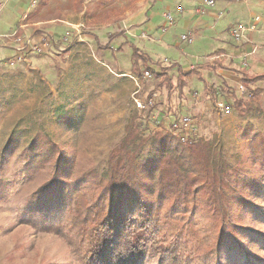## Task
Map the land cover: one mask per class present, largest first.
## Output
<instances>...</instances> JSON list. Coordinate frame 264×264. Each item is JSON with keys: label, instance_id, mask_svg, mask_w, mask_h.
Listing matches in <instances>:
<instances>
[{"label": "rangeland", "instance_id": "obj_1", "mask_svg": "<svg viewBox=\"0 0 264 264\" xmlns=\"http://www.w3.org/2000/svg\"><path fill=\"white\" fill-rule=\"evenodd\" d=\"M29 2L25 0L21 3L28 7ZM34 2L36 5L26 19L27 23L43 17V11L46 17L69 16L72 19L31 25L33 29L26 35L31 34V38L37 41L49 39L50 45L44 51L27 53L26 60L14 64L5 65V62L15 53V46H5V40L0 36V183L8 184L4 196L0 197V264H83L78 259L83 254L73 252L69 237L65 239L60 234L22 223L19 218L26 199L52 175V161L37 169L27 168L29 157L26 148L34 138H47L58 150L67 153V179H72L77 172L90 169L105 177L110 151L120 143L130 117L136 113V124L143 136L164 130L184 139L211 140L232 167L241 166L253 175L254 180H264V154H251L252 137L258 133L264 135V80L249 87L246 85V80L253 74L264 73V61L257 63L249 56L243 58V52L235 48L249 41L246 44L252 48L257 45L264 50V0H215L212 8L223 14L220 18H204L205 23H199L203 18L193 12L195 5H202V0ZM177 5L183 6L182 14L175 10ZM18 7L19 3L10 2L6 10L16 13ZM140 10L142 13L138 17L129 18ZM167 12L173 16L172 23H168L164 17ZM20 16L13 18V28L17 26ZM253 16L261 18L258 31L247 32L242 41L236 40L231 30ZM10 23L11 18H0V34L11 29ZM164 24L167 26L163 30ZM190 32L193 33V41H184L182 35ZM115 34L118 35L111 38ZM143 34L146 36L142 37ZM251 34L254 35L249 40ZM77 35L82 36L80 40L84 41H79L72 48L71 43ZM106 44L109 46L105 48ZM136 47L141 48L148 58L147 62H138L140 74L133 69L132 57ZM256 50L255 47L253 56L263 57L264 53L261 50L256 53ZM218 53L226 57L208 59V55ZM244 59L247 64L242 68L248 74L247 78L243 76L241 83L245 86V92L239 91L237 83L234 85L233 81H228L234 88L217 93L212 83L222 86L224 83L215 71L205 69L202 79L197 73L191 75L193 80L185 88L184 96V90L179 93L176 86L179 66L190 70L191 64L204 63L208 68L216 69L227 60L240 67ZM157 61H163V66L175 64L168 73L171 87L152 73L156 72L155 69L161 70L156 65L154 69L150 65L157 64ZM129 69L132 71L130 75L141 83L142 98L156 93L153 105L146 104L144 109L136 106L133 96L136 84L129 74H121V71L130 72ZM146 70H151V74L145 75ZM186 77L189 76L185 75V80ZM256 89L260 94L255 103L262 111L253 110L240 115L237 103L239 100L248 102L251 91ZM186 96L194 99L191 102L197 105H194L196 109L184 101L183 97ZM213 99H223L231 106L229 116L223 113L215 115L219 109ZM200 101L212 102L209 110L201 111L197 104ZM184 115L190 119L189 127L181 132H178L179 129L173 131V122ZM6 143L8 147L1 152ZM149 149L150 142H147L140 156L146 158ZM234 174L231 173L232 176ZM256 198L254 203L264 209V198ZM186 211L191 213L192 224L196 228L210 232V218L205 216L202 201L197 209ZM231 211L236 215V207ZM177 219L173 224L179 228L187 222V215L178 216ZM66 222L69 226L77 223L72 215L66 217ZM243 226L264 236V220L253 217L250 212H246ZM164 230L172 238L171 241L175 240L176 228L167 224ZM209 242L208 238L187 246L188 264H202L196 257L206 251ZM261 244H255L252 248L264 260V243ZM220 264L223 262L220 261ZM234 264H239V259H235Z\"/></svg>", "mask_w": 264, "mask_h": 264}, {"label": "trees", "instance_id": "obj_2", "mask_svg": "<svg viewBox=\"0 0 264 264\" xmlns=\"http://www.w3.org/2000/svg\"><path fill=\"white\" fill-rule=\"evenodd\" d=\"M134 49L133 69L140 74L138 62L148 58L141 48ZM154 65L161 70L154 73L153 68L152 73L171 87L168 73L175 64L163 66V61H157ZM194 73L179 66L180 94L185 75ZM260 80L264 73L251 76L246 85ZM259 94L252 90L248 102L239 100L240 115L262 111L255 103ZM137 119L134 113L126 134L110 151L105 177L90 169L67 179V153L47 138H34L26 148L27 168L52 161V175L26 199L19 214L22 223L69 237L73 252L83 254L78 258L83 264H188L187 246L208 238L206 251L196 257L202 264H234L235 259L239 264H264L252 248L264 243V236L243 226L246 212L264 220V209L254 203L256 196L264 198V180H254L241 166L232 167L211 140L184 139L164 130L143 136ZM147 142L148 156L142 158L140 151ZM7 147L3 144L1 152ZM251 154H264V135L252 137ZM7 188L8 184L0 183V197ZM201 201L210 218V232L196 228L186 211L197 209ZM70 215L75 225L66 222ZM184 215L187 222L178 228L173 222ZM166 223L176 228L175 240L164 230Z\"/></svg>", "mask_w": 264, "mask_h": 264}, {"label": "crops", "instance_id": "obj_3", "mask_svg": "<svg viewBox=\"0 0 264 264\" xmlns=\"http://www.w3.org/2000/svg\"><path fill=\"white\" fill-rule=\"evenodd\" d=\"M25 0H17V1H14V0H0V18H11V25L9 26V28H11L8 32H5V33H1L0 34V36H1V38H3L4 40H5V42H4V44H5V46H9V45H16V43H15V41L13 40V39H11V37H6L5 35L6 34H9V33H11V32H13L14 30H16V29H18L19 30V34L21 35V36H28V35H26V34H29V32H31L32 31V29L30 28V26L31 25H37V24H40V23H43V22H52V21H55L56 19H65V20H70L71 21V19L72 18H69V16L68 17H58V18H55V17H46L45 15H46V12L45 11H43L41 14L42 15H44L43 17H39L40 19H34V21H32V22H29V23H27V18H29L30 17V13H32L33 12V10H34V7H35V0H30V5H28V7H24V3H21V2H24ZM10 2L11 3H13V4H17V3H19V7L16 9V13H14V12H11V11H8V10H6V7H7V5H9L10 4ZM37 2V1H36ZM201 5L199 4L198 6H194V9H193V12L197 15V16H199L200 18H203V20H201L199 23H205V19L204 18H208L209 16H215L216 18H220L221 17V15L223 14V13H221V12H217L215 9H213L212 8V6L211 7H207V8H205V10L203 11V12H201L199 9L201 8L200 7ZM182 8H183V6H182ZM168 9H171L170 8V6H168ZM6 10V11H5ZM175 10L178 12V13H183V10H184V8H183V10L182 11H180L179 9H178V5L177 6H175ZM191 13H193L192 11H190ZM142 13V10H140V11H138L137 13H135V14H132L131 15V17H129V18H136V17H138L140 14ZM188 13H189V11H188ZM252 14V13H251ZM19 15H21L20 16V20L18 21V24H17V26L15 27V28H13L12 26H14V22H15V19H13V18H19ZM42 15H40V16H42ZM196 16V17H197ZM220 16V17H219ZM193 17V16H192ZM42 18H50V19H42ZM51 18H55V19H51ZM252 18V17H251ZM251 20V19H250ZM249 20V21H250ZM62 21H64V20H62ZM31 23V24H30ZM261 23V22H260ZM259 23V24H260ZM22 25H24V27H22ZM56 25H58V24H56ZM52 26H55L54 24L52 25ZM165 26H167L166 24H164V26H163V30L165 29ZM259 26V25H258ZM195 31V30H194ZM193 31V32H194ZM258 30H256V31H254V33L255 32H257ZM141 33H144V31H142ZM254 34H251V37L249 38V40H252V36H253ZM29 36H31V34L29 35ZM81 37L82 36H75L74 38H73V43H71V46L70 47H72L73 48V46H76V43H80L79 41H84V40H80L81 39ZM77 39H79V40H77ZM247 41V40H246ZM247 42H249V41H247ZM246 42V43H247ZM246 43H243L242 44V46L240 47V46H237V47H235L236 48V51H241V52H243V54L245 55L247 52H250V51H252L253 50V48H252V46H250V45H248V44H246ZM260 45H263V44H260ZM254 48L256 47V53H257V51H259V50H261L260 48H259V46H257V45H255V46H253ZM14 48V47H13ZM71 48V49H72ZM100 50H103V49H100ZM145 51V50H144ZM261 52L262 53H264V50L262 49L261 50ZM218 54H223V53H218ZM255 53L253 52L252 54H250L249 55V57L250 58H254V60L257 62V63H259V62H262V61H264V55H263V57H261L260 55H258V56H256V57H254L253 55H254ZM210 55H213V54H210ZM210 55H208V56H210ZM9 58V57H8ZM6 59V60H8L7 62H5V65H7V64H9L10 63V61H9V59ZM166 60V59H165ZM167 61V60H166ZM150 65H151V67L153 68V67H155L154 66V64H152V63H150ZM254 66V65H253ZM158 67V66H157ZM255 67V66H254ZM183 68V67H182ZM189 68H191V69H194L195 68V74L197 73L198 75H200L201 76V79L203 78V73H204V70L205 69H212L213 71H215V73L216 74H218V76H220V78H221V80H222V83H224V85L222 86L220 83H212V86L216 89V90H214V91H217V93H220V92H223V90H226V91H228L229 90V87H232V88H234V86H232V85H230L229 83H228V81H233V83H234V85L237 83L238 85H239V82L241 83L242 82V80L241 79H243V76H244V78H247V76H246V74H248L247 72L245 73V68H242V67H235L234 65H233V62H229V61H224L223 63H222V67L220 66L219 68H216V69H213V68H211V67H207L204 63H198V64H191V66L189 67ZM242 68V69H241ZM183 69H185V70H187L188 68H183ZM239 69H241L242 70V72H241V70H239ZM130 70V72H125V71H121V74H132V71H131V69H129ZM237 71H240L241 73L240 74H238V73H236ZM253 75H258L257 73L256 74H253ZM252 75V76H253ZM246 76V77H245ZM251 76V75H250ZM193 79H192V77L191 76H189V77H186V81H187V84L184 86V88H183V90H184V92L182 93V95L184 96L186 93H185V88L191 83V81H192ZM191 88L188 90V93L190 94L191 93ZM199 92V91H198ZM185 93V94H184ZM230 95L232 96L233 95V93H230ZM206 97V96H205ZM209 97L210 98H212V96L211 95H209ZM186 98V99H185ZM183 99H184V101H186V103L188 104L189 103V107H191V106H197L196 104H193L191 101H193L194 99L191 97V98H189V97H183ZM226 99V98H225ZM215 100L216 99H213V102H215ZM227 100V99H226ZM225 100V101H226ZM197 104H198V106H199V109L201 108L202 110L201 111H206V110H209V108H210V106L212 105V102H202V101H200V103H198L197 102ZM195 106H194V109H196L195 108ZM196 113V112H195ZM222 113H223V115L224 116H229L228 114H230V112H228V113H225V112H223V111H220V110H217L216 111V113H215V115H218V116H220L219 114H221L222 115ZM232 113V112H231Z\"/></svg>", "mask_w": 264, "mask_h": 264}, {"label": "built area", "instance_id": "obj_4", "mask_svg": "<svg viewBox=\"0 0 264 264\" xmlns=\"http://www.w3.org/2000/svg\"><path fill=\"white\" fill-rule=\"evenodd\" d=\"M215 4V0H202V5L200 6L201 8L199 9L201 12H203L205 10V8L213 6ZM178 9L180 11L183 10L181 5H178ZM165 19H167L168 23H172L173 22V16L170 12H167L164 14ZM260 16H253L251 18L250 21L248 22H240L237 25H235V27L231 30V33L233 35V37L238 40V41H242L244 38H246L247 32H254L257 30V27L260 23ZM131 32V31H129ZM131 35H135V33H131ZM6 37H11L14 38V41L16 43L14 49H15V53L10 56L9 61L11 64L14 63H18L21 61L26 60L25 56L27 55V53L32 52V53H36V52H40V51H44L46 50L49 45H50V41L49 39L46 38H42L40 41L34 40L31 38V36H23L21 37L18 34V29L14 30L13 32L6 34ZM136 36V35H135ZM146 36V35H145ZM144 34L142 37H145ZM184 41H193L194 36L193 33H188V34H183L181 37ZM253 52H255V48H253L252 51L247 52L243 58L248 57L250 54H252ZM226 57V55L224 54H215L213 56H208V59H221L222 57ZM247 63L245 61V59L241 62L240 67L245 66ZM145 75H150L151 73L146 70L144 71ZM129 76L134 80L135 84H136V90L133 93L134 96V101L136 103V106L140 109H144L146 107V104L148 105H153L154 103V97H156V93H152L150 96L146 97V98H142L141 96V83L139 81L138 78L134 77L133 75ZM238 89L240 92H245V86L243 83H240L238 85ZM215 104L216 107L220 110L223 111L225 113L230 112L231 106L227 103H225L223 101V99H217L215 100ZM190 124V119L188 116H182L178 121L173 122L172 124V129L173 131L176 129H179L181 132L182 130H186L189 127Z\"/></svg>", "mask_w": 264, "mask_h": 264}]
</instances>
